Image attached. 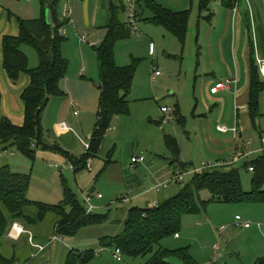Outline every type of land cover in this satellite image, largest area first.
Instances as JSON below:
<instances>
[{"label":"rangeland","instance_id":"374dc122","mask_svg":"<svg viewBox=\"0 0 264 264\" xmlns=\"http://www.w3.org/2000/svg\"><path fill=\"white\" fill-rule=\"evenodd\" d=\"M18 1H21L20 4L24 8L31 6L39 11L38 0H28V3L25 0ZM96 1L91 0V10ZM104 1L103 10L111 14L109 4L113 2L118 5L117 0ZM122 1L119 0L121 5ZM153 1L167 10L189 13L184 44L182 45L163 27L144 21L152 17V14L142 2L139 7L136 4V13L139 17L137 16L135 20V28L128 25L126 12L120 15V20L129 27L130 36L116 42L113 52L117 67H132L135 72L128 97L129 114L112 119L110 130L107 131L96 156L87 160V163L91 164L90 170L85 168L77 174H73L68 168H61L67 165L68 160L56 153L54 148L59 147L76 160L86 153L83 143L89 145L96 122L99 99L97 90L99 75L95 52L91 47H96V43L103 39L105 32L96 33L85 28L81 12V7L84 8L82 0H60L57 4L58 16L69 20L59 31L66 40L62 46V56L68 61V70L60 83L63 97L51 99L42 115L44 141L51 149L38 148L32 161L10 148L7 152L0 153V166L8 164L10 170L29 176L26 197L33 202L59 205L64 200V191L68 189L84 209L86 205L83 199L88 198L90 191L94 196L100 194L101 200L96 198L91 200V205L94 207L92 214L105 216L107 220L101 225L82 228L72 237H61L60 241L53 242L34 258L32 254L36 251L28 243L26 244L27 239L23 236L26 242L22 249L18 248L12 252L5 247L2 248L4 255L10 257L14 254L17 257L16 264H63L69 251L76 255L92 251L94 257L87 264H144L147 261L148 258L131 259L121 254V261L118 262L113 258L115 249L101 245L108 238L122 232V225L129 209L134 207L146 209L147 206L136 205L135 202L126 204L118 200L121 194H126L124 182L126 179L130 180L128 175L111 168L114 174L112 177L108 167L104 176L97 178L103 168L100 165H104L110 154V160L116 162L117 166L130 163V149L126 145H132L135 154L139 153L141 146L146 145L145 151H141L147 157L156 154L153 152L156 151L154 148L160 149V153H164L163 157L167 159L168 151L160 136H155V143L151 146H147L148 140L146 143L143 141L144 137H150L147 128L153 131L158 126V129L163 130L161 134L174 136L179 146L180 162L185 164V167L177 165L176 168L183 175V180L176 184H168L166 189L180 190L194 177L191 171L206 167L200 171L201 173L205 170H213V167L222 168L225 165L218 164L229 163L234 157L232 151L214 154L213 151L223 150L229 144L216 146L208 136L204 135L205 124L214 125L217 121L216 111H205L206 106H213L211 103L216 98H208V91L217 81L224 82L229 72L235 73L236 68H239L242 81L246 78L248 62L245 49L248 40L254 44L255 58L263 56L264 0H247L249 5L246 0H240L233 18L232 12L222 8L219 0L215 1L209 7L214 15L211 24L203 19L207 14L204 13L202 18H199V0ZM68 2H71V6ZM238 30L241 32L240 40L237 36ZM82 37L86 39L85 44L80 41ZM21 50L28 58L29 69H32L34 63L38 64L36 52L31 47L23 46ZM153 68L159 73L156 77L152 76ZM175 107L180 111L182 123L173 114ZM162 108L169 110L170 122L165 121L167 118L161 112ZM74 111L78 112L77 117L73 116ZM239 111L241 115L238 117V134L235 142L246 152L253 153L247 158L243 157L231 167L238 170L242 189L249 192L252 174L243 166L245 162L264 154V151L254 152L264 148L259 137L264 132V94L260 97L261 116L255 121V129L247 113ZM60 123H65L71 130L69 135L55 138L52 130L56 131V126ZM221 124L228 128L227 123ZM160 130H158L159 134ZM240 134L241 139H239ZM228 137L229 135L223 136V139ZM96 166H100L98 172ZM141 166L142 164L136 168L129 167L131 171L136 172L140 185L141 182H150L152 177L154 178L152 170L140 171ZM134 181L132 180L130 184H136ZM149 184L156 186L157 182L153 181ZM146 188L150 189V186L146 184L144 189ZM209 197L206 190L199 193L201 200H207ZM160 200L162 201L163 198ZM28 214L34 215V211L28 210ZM236 217L251 224L252 227L248 230L235 228L233 225ZM55 220L53 215H48L44 222L37 225L36 228L40 229V237L44 238L42 240L44 242L39 245H44L47 238L54 236ZM257 224L262 226L261 232H258ZM221 229L225 231L221 232ZM178 237L179 239L174 236L166 238L161 242V246L169 251L188 249L195 264H255L264 258V204L209 203L204 212L182 218ZM8 240L20 244L19 239L12 241L8 238ZM215 245L219 247V251L214 250ZM218 253L220 257H217ZM167 262L185 264L175 255L168 257Z\"/></svg>","mask_w":264,"mask_h":264},{"label":"trees","instance_id":"16d2710c","mask_svg":"<svg viewBox=\"0 0 264 264\" xmlns=\"http://www.w3.org/2000/svg\"><path fill=\"white\" fill-rule=\"evenodd\" d=\"M59 1L38 0L39 16L36 19L16 18L17 36H4L1 40V66L7 79L10 83L16 84L24 75L28 78V85L20 95L24 116L22 126L12 125L0 114V153L13 148L33 161L38 148L51 149L44 141L42 114L51 99L63 97L60 83L68 70V61L62 56V46L66 40L59 33L68 20L60 18L56 13ZM215 1L218 0H199V18H202L205 13L207 16L203 19L210 22L212 16L208 14L209 7ZM219 1L222 8L230 10L238 0ZM116 2L118 5L112 2V12L108 25L105 27L103 39L92 48L95 52L99 75L97 85L99 99L96 122L88 149L80 159L76 160L59 147L54 148L56 153L64 156L72 165L73 174L85 170L87 160L96 156L107 131L110 130L112 119L129 114L128 97L135 72L132 67H117L114 62L115 43L130 36L128 25L120 20V15L125 12L124 7L119 0ZM140 2L152 14V17L144 21L163 27L182 45L184 44L188 29V12L167 10L153 0H136L137 7L140 6ZM47 9L52 15V26H47L45 23ZM137 16L139 17V14L136 13V18ZM23 46H29L36 52L38 66L35 69H29L28 58L21 50ZM249 48V86L246 107L255 129V121L261 116L259 105L260 97L264 94V80L256 63L254 44L250 40ZM261 59H264V52ZM173 114L182 123L178 107H175ZM179 125L183 126V124ZM263 133L259 136L260 141ZM163 144L169 153L167 160L169 165L173 169L179 165L185 167L179 159L180 151L176 138L170 134H164ZM110 156L104 162L97 178L109 164L113 163ZM243 167L247 171L252 169L249 192L242 189L239 172L230 165L195 173L189 184L156 206L146 209L137 207L129 209L122 225V232L108 238L101 245L118 249L124 257L131 259L148 258L144 264H169L167 258L174 255L185 264H195L188 249L169 251L161 246V242L178 235L184 216L204 212L209 203L264 204V154L245 162ZM224 169L227 171H222ZM28 186V175L10 170L8 164L0 166V264L17 263V257L14 254L9 257L2 253L3 247L12 252L18 249L17 246L8 245L7 233L13 223H19L25 230L28 227L35 229L48 215H53L56 218L53 234L61 238L72 237L82 228L101 225L107 220L105 216L85 214L75 195L68 189L64 191V200L61 204L49 205L28 200L26 197ZM203 190L209 193V199L199 198V193ZM28 210H33L34 215L28 214ZM93 257L92 251L77 255L69 251L63 264H87ZM255 264H264V258Z\"/></svg>","mask_w":264,"mask_h":264},{"label":"crops","instance_id":"0c3cea01","mask_svg":"<svg viewBox=\"0 0 264 264\" xmlns=\"http://www.w3.org/2000/svg\"><path fill=\"white\" fill-rule=\"evenodd\" d=\"M240 0L237 1V3L234 5L232 9H225L228 12H232V18L234 17L236 13V8L238 7V3ZM250 1V0H249ZM25 2L28 3V0H25ZM247 4L248 1L246 0ZM21 1L18 0H0V114L7 118L12 125L20 127L23 124L24 116H23V105L20 100V95L22 91L26 88L28 85V78L24 75H22L19 79V81L16 84L10 83V81L7 79L2 66H1V40L4 36H11L15 37L18 34V25L16 22V18L19 19H36L39 16V11L31 6H26L27 8H24L23 5L20 4ZM81 12L83 16V24L86 29L97 32H105V27L108 25L109 19H110V13L103 10V7L105 5L104 0H97L93 10H91V0H82ZM122 3V2H121ZM68 5L71 6V2H68ZM123 5V3H122ZM249 5V4H248ZM32 9V10H31ZM73 10V9H72ZM38 12V14H37ZM10 14V15H8ZM212 16L210 23H212L213 14L208 12ZM69 21V20H68ZM104 31V32H103ZM211 34V33H210ZM237 36L239 40L241 39V32L237 31ZM81 41V39H80ZM101 39L96 43L97 45L100 43ZM81 43L85 44V42ZM96 45V46H97ZM93 47H91L92 49ZM247 54V69H246V78L242 81V76L240 74L239 68H236L235 73H228L226 80L235 79L236 84L230 85L228 90H219L216 94H210L208 91V98L216 97L211 104L213 106H206L205 111H216L217 112V118L216 122L213 124H205L204 126V135L208 136L216 146H220L221 144L228 143L229 145L223 149V150H215L213 151L214 154L226 151L229 153L230 151L233 152V154L237 153H245L244 148H240V146L235 142V138L238 134V117L241 115L239 110L245 111L247 113V99H248V86H249V57H250V48H249V40L247 42V49H245V55ZM29 63V61H28ZM38 66L36 63L32 65V69H35ZM82 75V72L80 73ZM225 80V81H226ZM224 81V82H225ZM220 81H217L215 84L219 83ZM211 82H209L210 84ZM214 84V85H215ZM214 87L211 85L210 88ZM241 104V106H239ZM71 105V103H70ZM43 115V114H42ZM243 115V113H242ZM248 115V114H247ZM234 118V120H233ZM233 120V122H232ZM42 121V120H41ZM168 121V120H165ZM164 121V122H165ZM170 122V121H169ZM227 123L228 124V132L221 133L217 130L218 126H221V123ZM234 126V128H233ZM70 129V128H69ZM150 128H147L146 131H148V134L150 137H144L143 141L146 143L148 140V143L151 141V143H146L147 146H151L153 143H155V136H160V139L163 141V130L158 129V126L152 131ZM232 129H236V134L232 131ZM71 130V129H70ZM69 131L62 132L58 129V124L56 126V131L52 130V133L55 138H60L65 135H69ZM160 130V134L159 131ZM229 135L227 139H223V136ZM77 138V136H74ZM154 137V138H153ZM174 137V136H173ZM218 137V139H216ZM152 139V140H151ZM187 139H190L189 132L187 133ZM239 139H241V134L239 135ZM142 144V142H141ZM143 145V144H142ZM250 145V144H248ZM130 149V158L133 156H142L144 157V162L142 163V166L140 168V171L144 172H150L152 170V173L154 174V178L150 180V182L156 181L157 187H160L159 191H156V186L149 184L150 182H141L142 185H140V181H138V178H136V172L130 170V163L123 166L120 164V166H117L118 164L114 161H112V164H109L108 167H110L109 171L114 177V174H112L111 168L116 172H122L123 174H126L130 177V180L127 179L124 182V195L121 194V197L118 199L119 201L130 204L135 202L136 205L144 204L147 206V208H152L156 206L159 202H161V198L167 199L169 197L174 196L178 193L179 189H173L169 190L166 188H163L164 184L168 182V180L171 178V176L175 173H180L176 169H173L170 167L167 163L164 156V153H160V149L154 148L156 151V154H151L148 157L145 156L141 150L145 151L146 145H143L140 147L139 153L135 154L133 151L132 145H126ZM151 148V147H150ZM153 149V150H154ZM148 150V149H147ZM259 150V149H258ZM257 150V151H258ZM256 152V151H254ZM167 153V151H166ZM160 154V155H157ZM169 155V153H167ZM232 159V158H231ZM141 165V164H140ZM103 166V165H100ZM100 166H96V172L99 171ZM107 167V168H108ZM107 168L104 170V172L107 171ZM136 168V167H135ZM67 169V168H66ZM104 172L102 173V176H104ZM73 173V170H72ZM159 173V174H158ZM101 176V177H102ZM132 180H135L134 182L136 184L132 185ZM137 181V182H136ZM139 182V183H138ZM146 184L150 186V189H144ZM154 186V187H153ZM153 187V188H152ZM121 190L123 188H120ZM170 191V192H168ZM92 192V191H90ZM168 192V193H167ZM154 193V194H150ZM156 193V194H155ZM155 195V196H154ZM101 200V199H100ZM162 200V201H163ZM259 225V224H257ZM262 226L260 225V228L257 229L258 232H261ZM28 231H30L33 234L35 243L42 244L44 241V238L40 237V229L38 228H26ZM37 231V232H32ZM175 238V237H174ZM27 239V238H26ZM26 239H23V236L19 239L20 244H15L9 241L10 247L17 246L19 249L23 248L25 246ZM48 239V238H47ZM46 239V240H47ZM176 239H179L176 238ZM42 241V242H39ZM27 244V242H26ZM31 249V248H30Z\"/></svg>","mask_w":264,"mask_h":264},{"label":"built area","instance_id":"2783aa9c","mask_svg":"<svg viewBox=\"0 0 264 264\" xmlns=\"http://www.w3.org/2000/svg\"><path fill=\"white\" fill-rule=\"evenodd\" d=\"M124 7H125V12L127 13V18H128V25L131 28H135V20H136V0H123L122 1ZM82 42H85V37L81 38ZM256 63L258 65V69H259V73L261 75V77L264 79V59L258 58L256 57ZM152 76L156 77L159 75L158 72H155L154 68L151 70ZM236 84V80L235 79H231V80H226L225 82H219L217 84L214 85V87L210 88L209 92L210 94H216L219 90H228L230 85H235ZM161 112L166 116L168 121H171V119L168 117L169 116V110L162 108ZM73 116L77 117L78 116V112L74 111L73 112ZM58 129L62 132L65 131H69V127L65 124V123H60L58 125ZM217 130L221 133H226L229 130L226 127L223 126H218ZM232 131L236 134V129H232ZM261 145H264V133H263V137L261 140ZM83 147L87 150L88 149V145L83 143ZM264 151V148L259 149L257 152H261ZM253 152H245V153H240L234 154V157L231 159V161L229 163L226 164H218V165H230V166H234L237 162H239V160L243 159V157L247 158L249 157ZM144 162V157L142 156H133L130 158V167L135 168L136 166L142 164ZM216 165V166H218ZM215 166V167H216ZM91 164L90 162L86 163V169L90 170ZM205 167V166H204ZM62 169H70L71 171L73 170L72 165L67 162V165L64 167H61ZM206 168V167H205ZM198 169V170H193L190 173L191 174H195V173H199L200 171H202L203 169ZM252 169H249V172H251ZM183 180V175L181 173H175L171 176V178L168 180V182H166V184H164L163 188H167L168 184H176V182L182 181ZM160 187H156L155 190L159 191ZM93 198H96L97 200L102 199V196L100 194L94 196L92 194V192L89 193L88 198H84L83 201L86 205V207L84 208L85 214H92L94 207L91 205V200ZM235 228L238 229H244V230H248L250 229L252 226L251 224L247 223V222H243L239 217L235 218V222L233 225ZM257 229L260 228V225L256 226ZM221 232H224L225 229H221ZM22 236H25L27 238V243L30 245V247L32 249H35L36 253L32 254V258H34L37 254L42 253L47 247H49L53 242L56 241H60V238L57 236H52L51 238H49L47 241H45L44 245H39L37 243L34 242V237L33 234L28 231L25 230L19 223H13L7 233V237L12 240V241H16L18 239H20ZM175 238H178V235L174 236ZM214 250L219 251V247L217 245L214 246ZM221 255L218 253L217 257H220ZM113 258L116 261H121V253L118 249H115Z\"/></svg>","mask_w":264,"mask_h":264},{"label":"water","instance_id":"95a60500","mask_svg":"<svg viewBox=\"0 0 264 264\" xmlns=\"http://www.w3.org/2000/svg\"><path fill=\"white\" fill-rule=\"evenodd\" d=\"M110 7H112V3L109 4ZM45 23L47 26H52L53 25V20H52V15L51 12L47 9L45 11Z\"/></svg>","mask_w":264,"mask_h":264},{"label":"clouds","instance_id":"9594fccd","mask_svg":"<svg viewBox=\"0 0 264 264\" xmlns=\"http://www.w3.org/2000/svg\"><path fill=\"white\" fill-rule=\"evenodd\" d=\"M214 168V167H213Z\"/></svg>","mask_w":264,"mask_h":264}]
</instances>
